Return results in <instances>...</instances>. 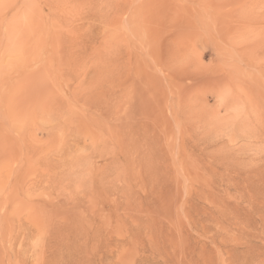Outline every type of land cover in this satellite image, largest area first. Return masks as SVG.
Returning a JSON list of instances; mask_svg holds the SVG:
<instances>
[{"label":"rangeland","instance_id":"rangeland-1","mask_svg":"<svg viewBox=\"0 0 264 264\" xmlns=\"http://www.w3.org/2000/svg\"><path fill=\"white\" fill-rule=\"evenodd\" d=\"M0 264H264V0H0Z\"/></svg>","mask_w":264,"mask_h":264}]
</instances>
